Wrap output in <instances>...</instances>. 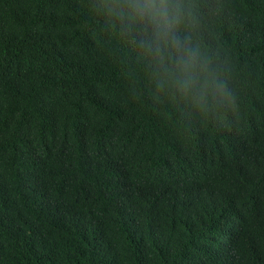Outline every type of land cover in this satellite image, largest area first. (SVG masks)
<instances>
[{
    "label": "trees",
    "instance_id": "trees-1",
    "mask_svg": "<svg viewBox=\"0 0 264 264\" xmlns=\"http://www.w3.org/2000/svg\"><path fill=\"white\" fill-rule=\"evenodd\" d=\"M207 2L245 104L181 135L86 0H0V264H264V0Z\"/></svg>",
    "mask_w": 264,
    "mask_h": 264
},
{
    "label": "clouds",
    "instance_id": "clouds-1",
    "mask_svg": "<svg viewBox=\"0 0 264 264\" xmlns=\"http://www.w3.org/2000/svg\"><path fill=\"white\" fill-rule=\"evenodd\" d=\"M98 36L126 65L133 96L178 117L182 134L222 131L245 99L229 57L207 40V0H86Z\"/></svg>",
    "mask_w": 264,
    "mask_h": 264
}]
</instances>
